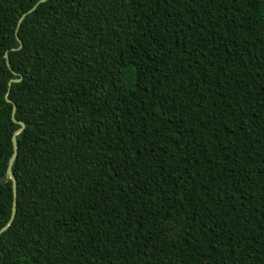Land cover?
Masks as SVG:
<instances>
[{
    "label": "trees",
    "instance_id": "trees-1",
    "mask_svg": "<svg viewBox=\"0 0 264 264\" xmlns=\"http://www.w3.org/2000/svg\"><path fill=\"white\" fill-rule=\"evenodd\" d=\"M37 1L0 0V264H264V0Z\"/></svg>",
    "mask_w": 264,
    "mask_h": 264
},
{
    "label": "water",
    "instance_id": "water-1",
    "mask_svg": "<svg viewBox=\"0 0 264 264\" xmlns=\"http://www.w3.org/2000/svg\"><path fill=\"white\" fill-rule=\"evenodd\" d=\"M41 1H45V0H38L31 8L28 9L27 12H30L32 11L35 6L41 2ZM25 13H23L20 18L18 19V24L21 22L22 20V17L24 16ZM18 39V38H17ZM21 46V42L19 43V47ZM15 49V48H13ZM4 57H6V61L8 62L7 60V54H4ZM14 72V71H13ZM15 73V72H14ZM21 79V76H19L18 78H10L9 81H8V88H7V91L9 90L10 88V83L13 82V81H18ZM6 100L8 102H11V100L6 96ZM14 111H15V105L13 103V106H12V117L14 115ZM13 120L15 122H19L21 127L18 128L13 134H12V143H13V153L11 155V157L9 158L8 160V163H7V168H6V173L4 176H1L0 179L3 181L6 177H9L11 179V182H12V196H13V199H12V208H11V214H10V217L9 219L7 220V222L5 224H3L1 227H0V233H2L4 230H6L9 226V224L11 223V221L13 220L14 218V215H15V212H16V197H17V189H16V179H15V176L12 172V164H13V161H14V157L16 155V152H17V141H16V133L18 131H20L23 127H24V122L23 121H18L16 120L14 117H13Z\"/></svg>",
    "mask_w": 264,
    "mask_h": 264
}]
</instances>
